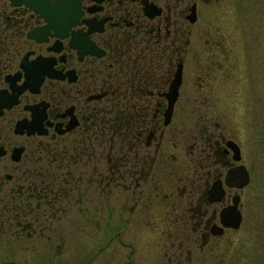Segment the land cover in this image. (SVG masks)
<instances>
[{
    "label": "flooded vegetation",
    "instance_id": "flooded-vegetation-1",
    "mask_svg": "<svg viewBox=\"0 0 264 264\" xmlns=\"http://www.w3.org/2000/svg\"><path fill=\"white\" fill-rule=\"evenodd\" d=\"M62 1L78 3L77 16H72L67 31L51 28L48 40L40 42L29 34L48 26L47 20L26 4L17 6L12 0H0V94L15 96L16 85H24L23 62L32 64L48 58L58 76H46L39 93L27 89L18 96V104L4 107L0 114V159L6 160V165L0 167V181L6 178V183L17 185L15 180L23 177L27 183L31 173H38L39 181H35L37 185L30 182L28 190L17 191L14 186L9 197L0 198V235L13 226L28 231V225H24L28 216L36 218L39 214L45 218L43 201H50L45 205L52 219V205L62 199L59 183L66 182L50 170L63 171L72 182L74 168L94 165L97 148H102L110 159L101 187L122 180L136 201L131 210H136L137 221L155 218V205L164 208L160 216L166 225L160 234L171 243L167 252L170 264L228 263L238 234L247 221H253L256 173L264 172V166L258 167L255 162L256 155L264 152V132L258 140L262 147L256 146L251 107L254 92L244 112V126L253 140L247 146L240 140L235 78L239 62L233 50H227L223 40L216 45L219 52L208 56L203 53L207 48L201 44L197 48L193 35L194 26L205 20V8L222 7L228 0ZM196 59L203 62L205 73L210 63L215 64L222 76L218 82L223 95L221 101L200 103L201 119L192 129L191 104L182 101V93L191 62ZM179 70V97L167 124ZM253 75V83L257 80L253 87L264 93V74ZM208 79L206 88L212 82ZM28 106L45 110L44 128L48 134L16 132L18 122L33 120ZM181 113L187 126L183 168L175 165L178 157L165 141L167 129ZM145 114L149 124L140 136ZM33 142L37 143L36 149L29 153L28 145ZM153 143L156 146L150 158L147 150ZM177 146L172 141V149ZM16 150H22L17 161ZM42 161L45 167L32 168L33 163ZM16 173H21L20 178ZM46 178L58 181L56 198L43 196L55 192L50 191ZM171 180L178 184L167 192L163 185ZM33 201L37 205L31 208ZM235 207L243 218L237 230L224 227L221 218L224 210ZM39 227L44 230L45 225Z\"/></svg>",
    "mask_w": 264,
    "mask_h": 264
},
{
    "label": "rangeland",
    "instance_id": "rangeland-1",
    "mask_svg": "<svg viewBox=\"0 0 264 264\" xmlns=\"http://www.w3.org/2000/svg\"><path fill=\"white\" fill-rule=\"evenodd\" d=\"M205 12L207 15L204 22L202 19L194 26L193 35L197 41V48L201 44L202 48H207L203 53L208 56L216 55L219 52L216 45L224 40L227 43L226 49L233 50L239 62L235 78L238 80L240 140L245 146L253 140L249 130L244 126L247 123L244 112L248 110L249 96L254 92V106L251 107L254 108L255 114L253 116L256 129L255 141L256 146L262 147L258 140L264 132V99H261L264 93L258 92L253 87L257 84V80L253 83L252 75L257 77L264 74V64L262 65L264 0H228L222 7H206ZM202 65L200 59L191 62L187 72L186 87L182 93V101L191 104L192 129L201 119L200 103L221 101L223 95L218 82L222 79L220 71L215 68L214 63H210L205 73ZM207 76L210 78L208 81H212L208 83V88L205 84ZM205 95L208 96L207 99ZM227 97L228 94H225L224 99ZM185 127L187 126L181 113L167 129L165 137L169 150L178 157L175 165L180 168L186 164ZM45 141L42 142L47 143ZM172 141L178 145L174 149L171 147ZM36 144L33 142L28 145L29 153L36 149ZM155 146L153 143L147 150L150 158ZM97 150L98 158L94 165L83 166L78 170L74 168L72 182L65 178L63 171L50 170L52 174L57 173L56 176L60 181L64 178L66 182V184L59 183L62 199L52 205L55 210L52 213L53 218L49 219L47 216L50 212L45 205L50 201H43L42 211L46 213L45 218L39 214L36 218L28 216L24 221V225H28V231L13 226L5 234L0 235V264H170V256L167 252L171 248V243L168 238L160 234L166 225L163 217L160 216L164 208L155 205V218L148 222L137 221L136 210H131L132 206L136 205V201L132 198L131 191L126 189L128 186L121 182L122 180L116 181L108 188L99 185L107 175L105 166L110 156L106 153V149L97 148ZM263 154L256 155L255 162L258 167L264 166ZM45 164L44 161L33 163L32 168L41 169ZM5 165L6 160L0 159V167ZM7 172L12 174V170ZM37 174L31 173V179L27 183H24L23 177L16 179L17 185L6 183L8 182L6 178L1 179L0 198L4 195L9 197L10 189L14 191V186L20 191L21 188L28 190L31 184L37 185L36 183L39 182ZM68 175L72 177V174ZM20 176L21 173H16V177L20 178ZM79 177L81 182L78 184ZM46 180L50 191H55V184L58 181L51 182L52 178ZM177 184L175 180H171L165 182L163 188L170 192L176 189ZM254 187L253 221L245 223L238 234L233 253L230 254L232 258L225 264H264V172L256 173ZM55 193L56 191L51 195L45 193L43 196L56 198ZM33 205L36 206L37 202L33 201L31 208ZM41 224L45 225L44 230L40 229Z\"/></svg>",
    "mask_w": 264,
    "mask_h": 264
},
{
    "label": "water",
    "instance_id": "water-1",
    "mask_svg": "<svg viewBox=\"0 0 264 264\" xmlns=\"http://www.w3.org/2000/svg\"><path fill=\"white\" fill-rule=\"evenodd\" d=\"M14 5L26 4L31 7L35 12L41 14L49 23L43 29L35 30L29 34L30 38H38L40 42H45L48 40L49 31L53 28L56 31H67L72 23V16H77L78 13V3L74 1H62V0H12ZM196 21V16L191 17V22ZM58 36H63L60 33ZM22 67L26 71V81L23 86L17 87L14 90L16 95L12 97H5V95L0 94V114H3L4 107H12L18 104V96L22 94L27 89H30L33 93H39L40 87L43 84L46 76L52 78H58V76L53 72V65L50 59L39 58L32 64H27V62L22 63ZM16 78V77H15ZM17 81V79H15ZM182 83V71L179 70L174 82V88L172 91V98L170 109L167 115V124L170 123L173 116L174 105L179 97V88ZM40 107V106H39ZM29 110L33 112V120H23L18 122L16 127L17 133L27 132L29 135L48 134V130L44 128V120L46 119L45 110L42 112L39 110L38 106H28ZM22 150H16L15 160H19ZM246 184V183H245ZM222 223L224 227L239 229L243 221L241 212L237 208L226 209L222 212ZM218 234V233H217ZM7 264H17V263H7Z\"/></svg>",
    "mask_w": 264,
    "mask_h": 264
},
{
    "label": "trees",
    "instance_id": "trees-1",
    "mask_svg": "<svg viewBox=\"0 0 264 264\" xmlns=\"http://www.w3.org/2000/svg\"><path fill=\"white\" fill-rule=\"evenodd\" d=\"M128 118H129V115H128ZM128 122H129V119H128ZM130 123H128L127 125H129ZM149 123H148V116H147V114H145L144 116H143V123H142V125H143V132L141 133V135L140 136H142V134H144L145 133V129L147 128L146 126L148 125ZM136 139L138 138V136L137 137H135Z\"/></svg>",
    "mask_w": 264,
    "mask_h": 264
}]
</instances>
